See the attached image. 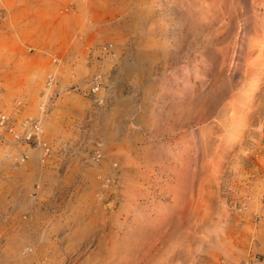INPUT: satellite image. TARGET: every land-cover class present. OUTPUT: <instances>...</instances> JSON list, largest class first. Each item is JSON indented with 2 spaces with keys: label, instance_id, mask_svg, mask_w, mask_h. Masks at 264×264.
I'll return each instance as SVG.
<instances>
[{
  "label": "rangeland",
  "instance_id": "rangeland-1",
  "mask_svg": "<svg viewBox=\"0 0 264 264\" xmlns=\"http://www.w3.org/2000/svg\"><path fill=\"white\" fill-rule=\"evenodd\" d=\"M0 264H264V0H0Z\"/></svg>",
  "mask_w": 264,
  "mask_h": 264
},
{
  "label": "bare ground",
  "instance_id": "bare-ground-1",
  "mask_svg": "<svg viewBox=\"0 0 264 264\" xmlns=\"http://www.w3.org/2000/svg\"><path fill=\"white\" fill-rule=\"evenodd\" d=\"M210 1V0H209ZM208 3V2H207ZM205 4V3H204ZM225 4V3H224ZM206 5V4H205ZM204 5V6H205ZM210 5V4H209ZM208 6V5H207ZM211 6V5H210ZM203 7V6H202ZM196 8V7H195ZM200 8V7H199ZM206 9V8H205ZM215 10V9H214ZM209 11V10H208ZM211 15V14H210ZM218 15V14H217ZM230 15V14H229ZM202 16V15H201ZM214 16V15H213ZM205 18V17H204ZM203 19V18H202ZM258 26V25H257ZM45 109H46V107H45V105L44 104H42L41 106H40V117H39V120H40V129H39V132L37 133L38 134V138L41 140L44 136H43V134H44V131H43V125H42V119H43V115H44V113H45ZM39 154V153H38ZM35 156H37V155H34V157ZM33 158V157H32ZM35 161V160H34Z\"/></svg>",
  "mask_w": 264,
  "mask_h": 264
},
{
  "label": "built area",
  "instance_id": "built-area-1",
  "mask_svg": "<svg viewBox=\"0 0 264 264\" xmlns=\"http://www.w3.org/2000/svg\"><path fill=\"white\" fill-rule=\"evenodd\" d=\"M92 90L95 92V91H97L98 90V87H92ZM40 120H37L36 122H35V125L33 126V128H32V130H30V132L28 133V137L29 138H32V137H34V138H36V139H39L38 138V132H39V129H40Z\"/></svg>",
  "mask_w": 264,
  "mask_h": 264
}]
</instances>
